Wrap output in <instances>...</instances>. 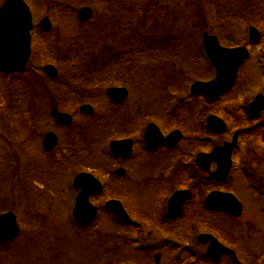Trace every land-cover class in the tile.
I'll return each instance as SVG.
<instances>
[{
  "label": "rangeland",
  "instance_id": "374dc122",
  "mask_svg": "<svg viewBox=\"0 0 264 264\" xmlns=\"http://www.w3.org/2000/svg\"><path fill=\"white\" fill-rule=\"evenodd\" d=\"M26 1L35 22L37 34L34 45L40 33L36 23L43 15L51 18L56 36L44 38L47 45L39 42V47L45 45V57L40 56L41 50L38 51L35 46L36 57L28 67L31 73L25 74L27 78L24 81L16 80L14 76L6 81L0 75V106L9 116H5L4 111L0 112V163L6 168L0 177V214L12 211L19 215L22 236L14 239L15 244L11 241L0 248V264H141V254L127 250L130 246L128 248L123 243L126 231H123V225L113 222V216L103 206L99 210L102 213L89 225L81 226L72 221L74 190L71 177L76 172L90 171L105 182L104 195L97 200L110 196L125 197L131 193L134 200H123L129 207L130 216L138 222L143 218L148 221L155 207L151 202L156 198L157 189L145 183L151 171L147 163L141 161V157L126 162L128 171L125 181L113 176L116 165L107 155L106 141L116 134L115 131L127 133V128L122 124L120 127L119 123L127 122L131 126L141 116L145 121L158 117L163 126L171 128L165 125L166 117L177 115L183 133L193 132L198 137L202 135L199 123L205 116L198 120L197 110L207 109L227 123L226 132L212 134L214 141L226 139L227 133H233L238 125L243 129H253L255 123L262 125L264 112L256 121L250 114L245 118L241 112L235 111L242 105L247 109V102L257 93H264V68L259 60L264 56V10L242 11L241 0H108L104 6L95 0ZM231 3L233 5L229 7ZM84 5L94 7L95 14L82 26L75 10ZM117 5L126 6L129 11H119L115 7ZM226 10L227 14L242 15L247 21L227 18L224 14ZM256 14L262 18L261 21L255 17ZM247 22L261 32L262 37L256 44L247 40ZM202 32L213 33L221 38V42L231 46L245 45L250 54L226 95L216 103L198 98L195 111L191 107L187 113L178 112L181 106L186 108L190 84L195 80H209L215 74L202 54ZM72 47H75L76 53L68 56V49ZM143 47L146 49L143 50ZM105 48L109 57L98 60V55ZM116 54H120L121 58L117 67H112L111 58ZM58 57L62 59V64ZM46 63L57 68L59 75L54 82L59 89L53 87V81L43 73L42 66ZM76 67L92 71L91 78L75 74ZM117 80L129 86L128 97L124 103L113 107L105 90L116 85ZM62 82L77 90H69L65 84L61 85ZM45 85L47 90L43 88ZM82 103L92 104L96 116L92 119L86 116L79 118V121L83 119L79 125L82 126L80 140L63 131L57 132L49 110L56 106L61 111L71 108L68 110L78 113L77 106ZM26 109L31 114L25 112ZM102 117L104 121L101 122ZM110 121H118L117 128L111 129ZM48 130L56 132L60 146L74 152L70 155L66 151L60 159L55 155H46L38 142ZM9 131L20 135L21 140L12 139L8 136ZM181 146L188 148V143ZM255 146V154L259 157L258 164L255 163L256 170L263 173L264 142L256 141ZM255 154L245 158L246 166L248 164L253 168L251 157ZM236 177L229 178L226 188L243 201L244 207L239 220L233 224L235 233L232 237L242 244L246 241V247L252 252V258L244 264H257V255L264 246V208L262 212L259 199L252 196L246 180ZM198 211L201 213L200 209ZM187 214L184 211L177 221L179 245L176 252H180L179 257L171 258L168 249H164L160 264L174 261L179 264H190L192 261L196 264L212 263L201 259L206 251L205 244L194 242V239L191 242L188 237L181 239L179 230H184V235L188 233ZM198 226L197 233L204 231L203 224ZM246 227L250 231H246ZM149 234L151 237L158 236L159 244L164 241L157 230ZM129 235L133 238L141 234L133 226ZM188 250L196 256H190Z\"/></svg>",
  "mask_w": 264,
  "mask_h": 264
},
{
  "label": "flooded vegetation",
  "instance_id": "af4514ba",
  "mask_svg": "<svg viewBox=\"0 0 264 264\" xmlns=\"http://www.w3.org/2000/svg\"><path fill=\"white\" fill-rule=\"evenodd\" d=\"M258 98H261L262 102L264 103V93H260ZM191 101L192 102L190 101L187 102L186 108L181 107L180 110H178V112L187 113V110L188 109L191 110L190 109L191 107H193L194 109L193 108L192 109L195 111L198 108V106L195 105V103H197V98ZM124 102L125 101L119 104H114L110 101L113 107L119 106ZM253 108L255 110H260L262 106L258 104L256 107L254 106ZM200 110L201 108L197 110L198 120L203 119L200 117L201 116L204 117L207 113V109L201 111ZM64 112L69 113L71 115V123L68 125L57 123L54 120L53 116L50 115L54 124L56 125L57 132L58 130L63 131L66 134H69V136H72L75 140H80V136L82 135V126L79 125H80V121L83 119L79 121V118H83L84 114L81 111H78L77 113L74 110H65ZM263 112L264 110H261L260 112L255 114L253 113L252 118L258 121L261 117V113ZM95 113L96 111L94 109L92 118L96 116ZM208 113H211V111H208ZM142 118L143 117L141 116L139 120L135 121V123H132L131 126L130 124L127 125V122L119 123L120 127H121L120 124H122L127 128V133L119 134L115 131L116 134L111 135L112 137L111 140L129 139L130 150H125L127 151V155H123V154L114 155L112 153H107V155L111 158L112 161L115 162L116 165V167L113 168L114 178L116 179L117 177V179H123L124 181L128 171V166L126 165V162H131L133 159L141 157V161L147 163V166L151 171L150 174L146 177L147 179H145V183L147 185L151 184L152 187L157 189L156 198L153 199L151 202L155 207L152 208L153 211L150 217L147 218L148 221H145L146 219L142 217L143 220H141L142 218H140L141 221L139 220L140 222H138L135 220V218H133V216H130L128 212L129 207L125 205L126 202L124 203L123 200L124 199L126 201L132 200L131 198H133V196L131 193L130 195L128 194L129 196H125V197L124 195L120 197L110 196L109 198H105V199L102 198L97 200L98 198H101L104 195V190L106 189L105 188L106 186L104 184L105 182H103L102 192L100 194L92 195L90 197L91 202L97 207L98 212L102 206L104 207V204L107 200L115 199V200H119L122 203L125 211L127 212V214H129L131 219L128 221H122L121 219L117 218L114 213L112 214H113V222H116L118 226L123 225L122 228L123 231L126 230L125 234H123L124 235L123 237L125 239L123 243H125L124 245L126 247L130 246V249L127 250L130 251L132 249L133 252H139V254H141V261H142L141 264H160V257L164 249H168V254L170 253L169 256L171 258L173 259L178 258L179 253L176 252L177 246L179 245L177 221L181 218L183 212L187 211L188 213L187 229H188L189 241L193 242L194 239V242H199L206 245L205 254L204 256H202L203 258L201 257V259L205 263L212 261L211 264H243L244 261L252 258L251 257L252 252L249 250V248H247L248 244L245 243L246 241L244 242V244H242L235 239L236 237L235 238L232 237L233 232L235 233L233 224L236 223L237 220H239V217L243 212V207H244L243 201L241 200L242 201L241 202L239 198L233 193L241 204V214L238 217H233L224 211L213 210L210 207H207L206 196L213 190L231 192L226 188V186L228 185L229 178L237 176L236 178L238 179L241 178L242 180L244 179L246 180V183L248 184V190L250 191V193H252V196L254 198L259 199V201L257 199L256 200L259 203V208H262V212H263L264 172L261 173L256 170V164H258L259 157L257 154H255V148H256L255 144L256 141L259 140L264 142V123L262 125L259 123H255L253 129L250 128L243 129L239 125H238L239 127L236 126L235 129L236 142L234 146L231 148L230 151L231 154L229 155V159L231 162L229 171L227 175H225L224 177L215 179L211 176V173L213 170H215L217 164L212 162L208 165L207 169H203L197 163L196 157L198 154L210 152L212 148L216 145H221L224 142H231L232 135L235 131L233 133L232 132L227 133V137L224 140L214 141L212 140V134L214 133L212 126L210 123H207L205 119L204 121H202V123H199L201 130L200 132H202V135H198L197 137L194 136L193 132L191 134L183 133V130L181 129L182 125L177 121L178 120L177 115L175 116L169 115V117H166L165 125L167 124L168 126H171V128L163 126L162 123L160 122L161 119L158 117H155L153 121H145ZM100 120L104 121V117H102ZM118 121H110L111 123L109 122V126L111 127V129L117 128L116 124H118L117 123ZM170 123L171 125H169ZM151 124H154L155 127L164 136H167L168 133L171 131H175V130L180 131V138L178 136V133H176L174 137L170 138L171 141L168 140L166 141L163 138H162L163 141H160L157 135H154L155 132L153 131L154 133L150 132L149 136L153 138L156 142H159V144L155 145L151 141H149L148 144L144 139V133L147 131L148 126ZM128 127H131L129 128L131 130H129ZM260 127L262 128V131ZM193 131H195V129H193ZM226 131L227 128H225L224 132ZM50 132L53 133V135H55V143L52 147L47 148L44 145V140L46 134ZM34 138L35 140H37L35 135ZM18 140L19 139H15V141ZM38 141H40V138L38 139ZM184 143H188V148L181 146V144L184 145ZM38 145L42 146L43 148L42 151L46 155L48 156L55 155L59 159L63 155V153H65L66 151L69 152L70 150V149L67 150L64 146H60L58 135L56 134V132L52 130H48L43 134V136L41 137V142L40 143L38 142ZM73 152L74 151L72 150L69 152V154L71 155V153ZM252 153L255 154L252 155L251 157V159L253 158V161H251L253 164V168L248 164L246 166V164L244 163L245 158H247ZM75 154H77V150H75ZM117 168L118 169L121 168L123 170L122 171L123 173L117 172L116 171ZM116 173L119 175H117ZM180 190L188 191L187 198L184 201L181 210L177 214L169 215L167 214L168 199L173 193ZM78 191L79 190L74 189V194L77 193ZM101 202L102 205L100 204ZM199 209L201 210V213L198 211ZM161 210L162 212H160ZM148 222L150 223V225L148 224ZM262 223H263L262 231H264V221H262ZM198 224L204 225V231H201L199 233L196 232L198 231L197 228L199 227ZM133 226H136L137 230L140 232L141 235H134L133 238H130L131 236L129 235V232ZM152 230H157L159 234H162L163 237H161V239H163L164 241H162L159 244L157 240L159 239L158 236L153 235L152 238L149 234V232ZM245 230L250 231V228L246 227ZM202 234L213 235L222 245L230 248L232 250V253L226 251L220 254L217 258L212 259V257L207 253L209 243H203L197 240V237ZM19 238L20 237L18 235L15 239H19ZM246 239H247V235H246ZM12 241L14 243V239ZM7 243L9 242L1 243V244H3L4 246V244ZM188 251L190 256H194V255L196 256V254L193 251L191 250ZM263 257H264V246L262 247L260 254L257 255L258 259L264 260ZM190 263L196 264L194 261ZM170 264H179V263L174 261ZM257 264L260 263L258 262Z\"/></svg>",
  "mask_w": 264,
  "mask_h": 264
},
{
  "label": "water",
  "instance_id": "95a60500",
  "mask_svg": "<svg viewBox=\"0 0 264 264\" xmlns=\"http://www.w3.org/2000/svg\"><path fill=\"white\" fill-rule=\"evenodd\" d=\"M91 14V9L88 7L77 10V15L80 20H84ZM41 25L45 30L50 29V23L47 18H44ZM30 29H31V14L27 4L23 0H6L0 7V66L4 69H21L27 62L30 55ZM250 40L258 41L259 32L254 28L249 29ZM204 51L216 69V77L209 82H196L192 85L193 93H205L211 98H215L219 94L230 88L235 80L238 67L247 56L245 47L225 48L222 47L217 38L208 33H202ZM45 72L50 75H55L56 70L52 66H46ZM108 96L116 102L121 101L126 96L125 88H108L106 90ZM260 105L264 107L261 98H258L251 104L252 106ZM86 113H91V108L87 105L81 107ZM57 119L61 122L68 123V115L54 111ZM210 124L223 130V124L214 116L208 118ZM152 127L146 132L149 138V132ZM151 133H154L151 131ZM156 135V134H154ZM174 137L169 135V138ZM45 147L50 148L54 145V137L52 134H47L44 140ZM111 150L122 153L128 149L127 141L111 142ZM212 160L218 161V168L213 177H223L228 172L229 161L228 151L215 149L211 154H200L197 162L203 169H207ZM74 185L80 187L81 191L76 197V204L73 209V217L75 220L87 223L92 220L96 208L89 201L88 196L101 189L100 183L89 173H81L75 176ZM182 194L177 193L170 201L168 214L174 215L180 209L184 200ZM206 205L210 208L221 209L227 213L238 216L241 212V204L229 193L212 192L206 198ZM107 206L112 207L116 213L127 219L121 204L117 201L107 202ZM18 233V227L15 221V216L12 213L0 215V239L6 241L11 239ZM201 241L206 242L211 239L208 253L212 256H218L221 251L225 250L214 238L209 235H201L198 237Z\"/></svg>",
  "mask_w": 264,
  "mask_h": 264
},
{
  "label": "trees",
  "instance_id": "16d2710c",
  "mask_svg": "<svg viewBox=\"0 0 264 264\" xmlns=\"http://www.w3.org/2000/svg\"><path fill=\"white\" fill-rule=\"evenodd\" d=\"M99 1V3H102V2H104V1H108V0H98ZM241 1H243V4H239L240 5V7L242 8V11H247V10H253V11H256L257 9H261V10H264V0H241ZM234 3V2H233ZM233 3H231L230 4V6L229 7H231L232 5H233ZM229 7H227V9L229 8ZM228 10H226L225 12H224V14H226V17L227 18H230V17H234V19H238L239 21H247V20H245L243 17L244 16H242V15H239V17L238 16H235V14H233V13H231V12H229V14H227L228 12H227ZM259 16V14H256L255 15V17L256 18H260V17H258ZM238 17V18H237ZM262 18H260L259 20H261ZM256 21H257V19H256ZM143 50H145L146 49V47H143L142 48ZM108 53V50L105 48L104 50H102V52H101V54H99L98 55V57H97V59L99 60L100 58H103V57H109V55L107 54ZM70 55V54H69ZM68 55V56H69ZM121 58V56H120V54H116L115 56L113 55V57L111 58V61H112V63L113 64H117V62H118V60ZM68 60H69V58H68ZM97 60V61H98ZM93 61V60H92ZM94 61H96V59H94ZM68 62H70V60L68 61ZM111 63V64H112ZM112 64V67L114 66ZM83 67H85V65H83ZM81 67H76V69H78V70H74V73L75 74H81V76H84V75H86V78H87V76H88V78H91V74H92V71H90V70H85V69H80ZM86 69H87V67H85ZM85 70V71H84Z\"/></svg>",
  "mask_w": 264,
  "mask_h": 264
}]
</instances>
